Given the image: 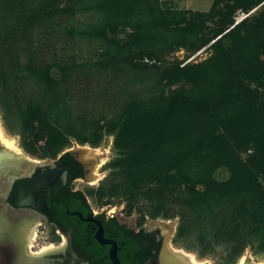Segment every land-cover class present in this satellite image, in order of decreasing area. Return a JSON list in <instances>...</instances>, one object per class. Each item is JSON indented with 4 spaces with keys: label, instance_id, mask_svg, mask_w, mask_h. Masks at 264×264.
I'll return each mask as SVG.
<instances>
[{
    "label": "rangeland",
    "instance_id": "rangeland-1",
    "mask_svg": "<svg viewBox=\"0 0 264 264\" xmlns=\"http://www.w3.org/2000/svg\"><path fill=\"white\" fill-rule=\"evenodd\" d=\"M117 3L0 0V135L35 159L90 148L97 211L173 222L174 246L201 264H264V0ZM42 115L66 133L57 155ZM163 174L165 191L141 190Z\"/></svg>",
    "mask_w": 264,
    "mask_h": 264
},
{
    "label": "flooded vegetation",
    "instance_id": "flooded-vegetation-1",
    "mask_svg": "<svg viewBox=\"0 0 264 264\" xmlns=\"http://www.w3.org/2000/svg\"><path fill=\"white\" fill-rule=\"evenodd\" d=\"M71 151L35 159L0 144V264H195L173 222L94 209L82 186L99 158Z\"/></svg>",
    "mask_w": 264,
    "mask_h": 264
},
{
    "label": "trees",
    "instance_id": "trees-1",
    "mask_svg": "<svg viewBox=\"0 0 264 264\" xmlns=\"http://www.w3.org/2000/svg\"><path fill=\"white\" fill-rule=\"evenodd\" d=\"M117 2L120 3V0H115ZM119 3H117L119 5ZM121 4V3H120ZM124 7V6H123ZM127 7V5H126ZM125 11H127L129 9V6L127 8H124ZM252 8H248L247 12L249 13L251 11ZM247 22V21H246ZM229 27L227 26V29ZM236 27H234L233 29H231L229 32L224 33L221 32L220 35L221 37L219 39L216 40V44H221L223 41V38L226 37L229 33H231L232 31L235 30ZM53 74H55V71L53 72ZM1 86L0 84V94H4L5 96L7 95V93L9 92L8 87H4ZM38 119L37 124L40 125L42 127V129H44V131L48 132V138L46 139V141L44 142V144H42L43 146V150L46 153H50L52 155H57V153L61 150V148L65 145V138H66V133L65 131L62 130V128L60 126H58L56 123H52L50 122L49 119H47L45 116L42 115V117H38L36 118ZM119 132L122 135L123 132H125V128H123V124L121 122V124H119ZM122 127V128H121ZM101 132V134H100ZM98 137L92 142V144L97 145L99 144L101 138H102V129L98 130ZM149 138L147 137H141L139 138V140H137L136 142L131 141L130 143H128L127 145L121 147L120 149H118L119 153L116 156V158L112 161V163L108 166L110 169L113 170L114 173H118L119 168L124 165L127 164L129 162H131L134 158L137 157V155H139V153L141 154V152L143 153V150H146L148 148V143L150 144ZM80 142L81 143H86L87 140L80 138ZM184 182L175 180L173 183V187L170 190H176L179 187H181L183 185ZM169 186V182H167V178L165 177V175H160L157 176L154 179L148 180L146 181L145 187L143 189H141L142 191L147 189V191H151V190H158V191H165L166 188ZM171 191V192H173ZM129 213L133 212V206H130V208L127 210ZM260 254H264V239L263 242L260 245V249H259ZM239 252L237 253L238 256Z\"/></svg>",
    "mask_w": 264,
    "mask_h": 264
},
{
    "label": "bare ground",
    "instance_id": "bare-ground-1",
    "mask_svg": "<svg viewBox=\"0 0 264 264\" xmlns=\"http://www.w3.org/2000/svg\"><path fill=\"white\" fill-rule=\"evenodd\" d=\"M0 137L3 139V141H4V143L9 147V148H12V149H15V150H18V148L15 146V144L13 143V142H11V141H9V140H6V138H4V136L3 135H0ZM99 153V152H98ZM91 155L92 156H95V155H97V153L96 154H92L91 153ZM91 156V157H92ZM98 156V155H97ZM96 156V157H97ZM186 254V253H185ZM186 256L191 260V262L192 263H195V264H201V263H199L197 260H196V258L194 257V256H192V255H188V254H186ZM185 257V256H184ZM183 258V257H182ZM208 264V263H207ZM240 264H251V263H248L247 262V259H243L242 260V262L240 263Z\"/></svg>",
    "mask_w": 264,
    "mask_h": 264
},
{
    "label": "water",
    "instance_id": "water-1",
    "mask_svg": "<svg viewBox=\"0 0 264 264\" xmlns=\"http://www.w3.org/2000/svg\"><path fill=\"white\" fill-rule=\"evenodd\" d=\"M76 150H80V151H89V152L91 151L90 148H78V149H76ZM76 150H72L71 153L75 152ZM42 264H45V263L42 262Z\"/></svg>",
    "mask_w": 264,
    "mask_h": 264
}]
</instances>
